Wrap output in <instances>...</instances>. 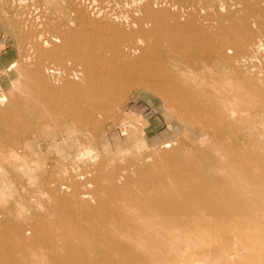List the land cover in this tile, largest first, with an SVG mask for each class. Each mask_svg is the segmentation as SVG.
<instances>
[{
  "label": "bare ground",
  "instance_id": "obj_1",
  "mask_svg": "<svg viewBox=\"0 0 264 264\" xmlns=\"http://www.w3.org/2000/svg\"><path fill=\"white\" fill-rule=\"evenodd\" d=\"M23 8L16 15L18 30L26 36L25 41H17L18 54L29 66L18 67L17 61L10 66L17 80L9 95L0 94L3 123L21 119L23 108L49 107L54 102L64 105L69 117L83 129L96 113L111 110L134 87L156 91L166 103L174 102L177 110L197 112L205 128L209 111L216 108L219 113L214 118L226 124L234 120L238 106L243 111L251 106L264 112V0H69L58 14L38 6ZM45 94L49 97L44 98ZM205 110L210 113L206 119ZM245 130L242 133L249 139L248 128ZM249 144L253 151L257 144ZM192 159H174L172 185H168L169 178L153 186L137 180V185L129 183L133 189L139 186L135 188L139 194L126 193V201H135L120 206L105 199L118 191V182L100 176L103 185L93 195L103 216L95 215L88 206L87 213L84 210L88 217L80 214L73 226L68 224L70 219L67 222L64 217V222L58 216L60 231L52 227L48 238L38 231L32 233L42 242L40 256L27 250L22 242L26 240L24 231H5L0 234V264H29L35 257L46 259L54 253L56 264L71 260L79 264H264V159L252 160V165L240 170L233 168L230 159L221 160L236 175V182L229 176L234 185L242 191L250 188L242 199L234 193L238 188L231 193L223 178L220 185L214 183V164L199 166L195 157ZM79 195V202L88 204L90 198L81 194L80 201ZM254 197L256 210L250 202ZM63 202L56 207L66 206ZM112 208L113 213L106 212ZM252 210L262 217H255ZM58 242L68 244L66 256ZM88 245L92 252L104 245L106 257L89 256ZM79 251L88 256L81 258ZM121 252L126 253L124 258L116 256Z\"/></svg>",
  "mask_w": 264,
  "mask_h": 264
},
{
  "label": "rangeland",
  "instance_id": "obj_2",
  "mask_svg": "<svg viewBox=\"0 0 264 264\" xmlns=\"http://www.w3.org/2000/svg\"><path fill=\"white\" fill-rule=\"evenodd\" d=\"M68 1L69 0H0V51L11 49L15 56V60L12 64L17 61L18 67L23 66V68H28L27 65L29 66V63L21 59L18 54V42L20 40L22 41L26 36H23L18 30V26L20 25L16 21L17 11L18 13L21 12V8L23 7L24 10L29 6L32 8L38 6L44 9L47 8L49 11L58 14ZM20 6L21 8H19ZM25 23L28 24L29 21H25ZM23 41L25 40L23 39ZM12 64H10L6 70L8 73L4 75L6 86L2 87L0 84V94L2 95H9L10 92H12L13 82L17 80L15 70L10 69ZM154 92L156 94L145 91L141 87H134L129 94L122 97L119 102H116L118 105L116 103L113 104L111 107L112 112L108 109L98 114L96 113L97 116L95 115L92 118L93 120L87 121L88 123L86 122L83 129L80 127V123H76V121H73V119L69 117L67 114L68 110L65 109L66 107H64V105L61 106L54 102L49 105L50 109L44 105H39L35 108H23V117L13 124H11L10 121H6L4 122L6 124H4L3 121L5 119L2 118L0 120V234L5 231L8 233H14L13 230L24 231L26 233V240L23 239L24 241L22 240V242L27 247V250H30L29 252L36 251L37 255L40 256L43 253V250H39L43 248L41 246L42 242H37L36 239L32 237L36 231L40 233H38V235L41 236L42 234L43 237L48 238L51 236L49 232L52 227L55 228V231L61 230L60 222L61 220L64 221L65 218L67 222L71 220L68 224L70 223L69 225L73 226V223L80 219V217H77L80 216V214L81 218L88 217V214L87 216L85 214L87 206L88 208L94 209L95 215L99 214V216H103V208H101V205L99 206L98 198H95L93 195L96 194L95 191L101 190V185H103V182H101L102 179H108V181L113 182V184L118 182L117 186L115 185L118 191L114 193L117 192V194H115V199L118 198L119 200L114 199L113 193L111 197L105 196L107 201H114L118 206L129 204L134 202L135 199L126 201L125 195L129 194L136 197L139 194L138 190H136L139 187H136L139 181L140 184L146 183L147 186L150 184L153 186L159 183L158 181L163 182L169 178L168 180L170 182L167 180L169 183L168 185H172V181L176 178L174 159L176 161L180 159L187 162L189 160H194L192 158L195 157L197 161L195 162L196 165L197 163L199 166L208 165L209 163L210 166L214 164L212 165L214 166V170L217 169L219 171L217 172L216 170L215 172L214 178L216 181H214V183L220 185L222 178L225 182L228 181L229 184L223 183L226 185L228 184L227 186L230 188L231 193L234 192L232 191L234 188H238L237 190L234 189V193L239 195L237 196L238 199H242L247 193H250L251 190L248 191L250 188H248L247 191H242L236 183L234 185V182H236V175L231 173L223 162L226 159H230L231 162L235 164L233 168L240 170V168L242 169L244 166L252 165L253 161L258 162L264 159V112L258 113L259 111L253 109L251 106L247 111H243V108L238 106L236 109V117H239L240 120L243 118L244 120L242 119V121H240L234 117L236 122L232 120L230 123L226 124L222 123L218 118H214V116L216 117V114L219 113L218 108H216V111L214 109V112L209 111L211 112V116L213 115V117L210 116V118L208 117L210 113L205 110V115H203V117L204 119L208 117L206 120H210L205 128L202 127L204 124L199 120L201 115L198 114L197 116V112L195 114L194 111L190 110H177L173 106L175 104L174 102L167 101L166 103V100L158 94L159 97L156 91ZM43 97L48 98L49 95L45 94ZM57 104L64 108L65 111ZM58 108H60L61 111L58 110ZM190 112H193V117H190ZM242 112L245 115H243ZM8 116L10 119L11 115ZM190 118H194V120ZM195 119H198L197 122H195ZM237 120L239 124L236 125ZM213 121L217 126L214 125L215 123ZM197 123L200 125L198 126ZM210 123L214 126L212 127ZM247 128L251 141L246 138L247 134L242 133L246 131L245 129ZM249 128L252 129L249 130ZM206 129L208 131H206ZM218 129L221 131H216ZM231 140H234L233 145L229 144ZM249 142L251 146H254L255 144L253 143H256L258 149L254 146L255 150L253 149L252 151L247 145ZM223 144L225 147H223ZM228 144L230 146L227 148L226 146ZM225 150H227L228 154ZM204 154L208 159H204ZM225 154H227L226 156L228 157H226ZM199 156L200 158L202 157V159H200ZM256 156L257 158L255 159ZM259 156H261V159L259 158L260 160L258 159ZM216 157L219 159V162ZM236 159L240 160L238 161ZM200 160L203 163H200ZM221 160L223 162H221ZM241 160H244V163H242ZM169 161H171L170 164ZM171 163L173 165H171ZM224 167H226V169ZM147 171L149 172L147 173ZM171 172L174 174L172 173V175ZM143 173L145 176L139 175ZM146 173L148 176H146ZM149 173H151L153 177ZM168 173L170 174L168 175ZM171 175L174 177L172 181L170 180ZM100 176L102 179H100ZM229 176L232 177L234 182H232V179L230 181ZM135 180H137V183ZM133 181L136 183V189H133L131 186L128 187V184L133 183ZM149 181L154 183H149ZM215 192L217 193L219 191L215 190ZM77 194H80L78 196L80 201L81 198H83L81 194H86V197L90 198L89 202H86L88 204H84V200H82L84 203L79 202L76 198ZM257 194L260 193H256L255 195L257 196ZM232 199H229V201H232ZM255 199L257 198L254 197L250 202L252 208L256 210ZM60 201L66 202L69 206L56 207L57 205L60 206ZM76 201L79 203L75 204ZM57 202L58 204H56ZM63 207L64 209H62ZM57 208L62 209L63 212H61V210L58 211ZM70 211L77 213L71 214L72 212ZM114 211L113 208L112 210H106V212L110 213ZM58 216L61 218L60 222ZM256 216H258V218L262 217L260 213L257 214L255 212V217ZM38 218L42 220L40 221ZM222 218L224 217L222 216ZM18 239L21 240L20 238ZM15 241L19 242L17 239H15ZM59 243L60 242L56 244ZM60 245H62L61 247L64 249H61V254L66 256L68 244L64 245V243H60ZM89 246L90 245L87 247L88 250H86L89 256L92 257L100 254L102 257H106L107 249L104 245L97 250L99 253L90 251ZM79 252L77 254H80V257L82 255L81 258L83 259L88 256L87 253H84L85 251H83V253ZM117 254L116 256L121 258L126 256V253L122 252ZM56 256L57 255L54 253L49 254L46 259H38L35 257L34 260H32L33 262L30 260L31 263L29 264H37L36 262H39V260H41L39 264H49V262L50 264H56L54 262ZM71 261L72 262L67 261L66 264H79L73 260Z\"/></svg>",
  "mask_w": 264,
  "mask_h": 264
},
{
  "label": "crops",
  "instance_id": "obj_3",
  "mask_svg": "<svg viewBox=\"0 0 264 264\" xmlns=\"http://www.w3.org/2000/svg\"><path fill=\"white\" fill-rule=\"evenodd\" d=\"M15 60L14 53L11 49L0 51V84L5 87L4 75L8 73V66Z\"/></svg>",
  "mask_w": 264,
  "mask_h": 264
}]
</instances>
